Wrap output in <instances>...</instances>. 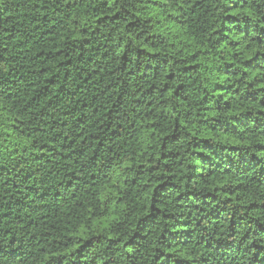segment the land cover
Masks as SVG:
<instances>
[{"label": "trees", "instance_id": "1", "mask_svg": "<svg viewBox=\"0 0 264 264\" xmlns=\"http://www.w3.org/2000/svg\"><path fill=\"white\" fill-rule=\"evenodd\" d=\"M0 264H264V0H0Z\"/></svg>", "mask_w": 264, "mask_h": 264}]
</instances>
